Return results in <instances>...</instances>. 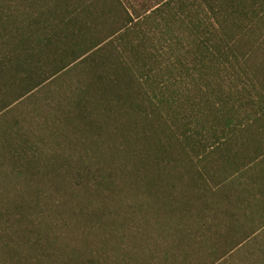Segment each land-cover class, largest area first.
Listing matches in <instances>:
<instances>
[{"label":"trees","instance_id":"obj_1","mask_svg":"<svg viewBox=\"0 0 264 264\" xmlns=\"http://www.w3.org/2000/svg\"><path fill=\"white\" fill-rule=\"evenodd\" d=\"M66 4H53V12L66 15L41 23L48 32L37 42L34 36H25L30 28L11 29L24 33L15 42L2 35L6 31L1 32L0 96L13 97L17 103L50 89L53 81L70 71H81L66 107L60 101L48 104L49 138L72 136L81 140L76 132L80 126L84 144L96 149L109 129L110 136L115 133L113 136L120 138L122 162L129 160L123 154L130 153L131 159L135 155L153 160L158 168L169 142L184 143L190 153V167L192 155L198 162L207 159L195 172L202 187L199 190L197 183L191 182L185 188L192 195L188 198L193 200L197 189L205 194L218 190L220 181L213 171L219 172L222 152L233 147L244 126L256 124L264 111V0H157L141 11L129 0H75ZM5 8L0 5L3 27ZM41 14L38 16L46 15ZM9 104L0 102V121L13 108ZM133 113L146 124H159L157 130L141 131V135L156 139L136 154L128 149H132L131 132L126 128ZM200 115L208 120L196 121ZM195 121L203 124L201 131L195 130ZM2 137L0 145H10L7 137ZM43 140L36 134V156L44 147ZM17 145L25 146L20 142ZM16 148L6 149L16 157ZM82 155L81 151L80 158ZM76 165L67 166V170L79 174L71 178L75 184L86 190L105 189L107 194L117 188L114 171L102 173L95 165L87 166L83 158ZM82 172L85 174L80 176ZM149 189L142 187L147 193ZM179 190L174 187L171 193L179 194ZM51 194L48 197L39 189L36 205H42L45 199L53 202L59 196ZM67 194L70 196L65 201L76 197L70 191ZM259 202L258 211L264 212V200ZM15 215L18 222L9 224L6 215L0 213V264H36L28 255L32 249L36 254L40 241L50 244L42 254L52 260L55 252L49 250L55 238L49 236V228L43 230L36 219L27 221L22 212ZM40 230V237L34 236ZM31 235L30 246L23 239ZM75 253L73 249L62 251L71 260L76 259ZM86 263L97 264L95 260Z\"/></svg>","mask_w":264,"mask_h":264},{"label":"rangeland","instance_id":"obj_2","mask_svg":"<svg viewBox=\"0 0 264 264\" xmlns=\"http://www.w3.org/2000/svg\"><path fill=\"white\" fill-rule=\"evenodd\" d=\"M156 1L129 0V3L141 11L154 6ZM72 2L75 0H0V5L6 7L3 9L4 23L8 27L0 26V35L6 31L2 35L15 42L24 33L11 29L30 28L25 36H34L37 42L44 32H48L41 23H51L66 15L53 12V4L64 6ZM49 10L52 12L47 14ZM41 13L47 17H39ZM79 77L81 71H70L64 78L53 81L50 89L37 95L35 92L34 96L17 103L13 102V97L0 96V102L14 103L0 121V140L4 136L10 143L6 147L0 145V213L6 215L9 224H14L19 219L15 213L22 212L28 217L27 221H39L43 230L47 226L49 236L55 238L49 250L55 252L52 260L42 254L50 246L42 241L36 245V254L30 250L29 259L35 260L36 264H90L87 260H95L97 264H213L217 261L218 264H264V220L260 218L263 216L262 211H258L260 206L254 208L243 202L228 204L220 198L219 190L205 194L197 189L194 199L188 198L192 195L185 188L191 182H196L199 190L202 187L203 182L195 172L207 159L198 162L192 155L193 166L190 167V153L184 143L169 142L166 157L158 168L153 160L135 155L131 159L130 153L123 154L129 160L122 162L118 148L120 138L113 136L115 133L110 136L109 129L103 133L96 149L84 144L83 127L80 126L76 127V132L81 140L72 136L48 137V104L60 101V105L66 107ZM130 119L126 128L131 132L129 144L132 149H128L135 150L136 154L138 149L153 145L156 139L141 135V131L157 130L159 124H146L135 113ZM199 119L208 120L203 115L196 121ZM196 121L195 130L201 131L203 124L198 125ZM245 127L242 133L250 129ZM36 134L38 139H44V147L38 156ZM19 142L25 146L17 145ZM33 142L34 145H28ZM9 146L18 147V153H14L16 157L6 149ZM81 151L87 166L95 165L102 173L115 172L117 188L113 193L107 194L104 188L86 190L71 179L79 174L67 170V166L77 167V161L82 159ZM215 172L218 174V170ZM84 174L82 172L80 176ZM145 186L150 188L148 193L142 191ZM174 187H180L179 194L171 193ZM39 189L48 197L53 196L51 191L59 196L53 202L45 199L42 205H36ZM68 191L76 197L65 201L70 196ZM260 228L262 230L258 231ZM43 230L34 236L40 237L37 234ZM32 237H24L23 241L31 246ZM239 242L241 245L235 247ZM65 249L75 250L76 259L65 258L62 255Z\"/></svg>","mask_w":264,"mask_h":264},{"label":"crops","instance_id":"obj_3","mask_svg":"<svg viewBox=\"0 0 264 264\" xmlns=\"http://www.w3.org/2000/svg\"><path fill=\"white\" fill-rule=\"evenodd\" d=\"M260 114L258 122L246 126L249 131L244 132L233 147L222 152L217 162L219 196L228 204L243 202L256 208L261 206L259 200H264V111Z\"/></svg>","mask_w":264,"mask_h":264}]
</instances>
